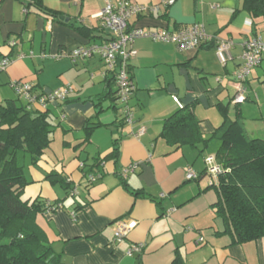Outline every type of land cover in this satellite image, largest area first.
<instances>
[{
	"label": "crops",
	"instance_id": "1",
	"mask_svg": "<svg viewBox=\"0 0 264 264\" xmlns=\"http://www.w3.org/2000/svg\"><path fill=\"white\" fill-rule=\"evenodd\" d=\"M36 1L58 16L46 15L34 4L25 13L26 5ZM132 1L159 10L132 18L130 28L174 32L200 25L208 42L188 52L148 38L133 43L136 56L130 60L129 71L136 86L130 100L135 124L129 126L118 107L116 84L105 76L98 56L77 63L57 58L111 37L97 18L104 0H0V55L14 59L0 73V105L8 101L25 104L11 86L14 81L28 82L37 93L66 87L75 90L66 102L51 104L46 110L58 127L36 165L29 156L25 159L29 184L22 200L62 206L37 221L63 264H173L177 257L183 264H264V238L234 244L232 236L225 234L216 208L219 194L210 185L205 163L207 157L217 156L222 144L214 136L223 124L219 105L228 107L232 121L239 119L246 140H264V58L244 84L246 101L233 103V74L242 64L244 41L259 36L264 42V16L255 19L244 10L245 0H176L171 7H165L164 0ZM220 40L233 42L226 65L216 53ZM174 97L183 106H194L200 131L210 140L206 147L175 148L162 138L165 121L180 110ZM142 126L144 136H131ZM86 128H95L87 141ZM115 148L117 159L111 158ZM84 161L101 162L104 172L88 188L81 172ZM132 165L137 168L122 179ZM190 168L198 180L186 179ZM51 173L65 176L78 195L66 197L62 188L47 179ZM129 220L137 221V228L117 243V223ZM201 236L203 244L198 243ZM139 244L144 245L142 254L128 256V250Z\"/></svg>",
	"mask_w": 264,
	"mask_h": 264
},
{
	"label": "trees",
	"instance_id": "2",
	"mask_svg": "<svg viewBox=\"0 0 264 264\" xmlns=\"http://www.w3.org/2000/svg\"><path fill=\"white\" fill-rule=\"evenodd\" d=\"M27 1V0H19ZM30 1V0H29ZM42 13L57 17L44 8L40 1L30 2ZM244 10L255 19L264 16V0H245ZM115 84V75H108ZM132 78V77H131ZM223 124L214 136H219L222 144L217 158L226 172L220 175L215 187L219 194L217 214L223 219L226 230L234 244H244L264 238V140H246L239 119L232 121L229 109L219 105ZM49 111L29 110L18 101H8L0 105V264H63L62 256L53 248L46 231L39 225L40 215L48 213V202L22 200L24 189L29 184L25 175V159L31 158L36 165L50 148L58 125ZM200 121L194 113V106H183L169 117L163 126L162 138L175 148L185 145L207 146L210 140L200 131ZM95 128H86L92 135ZM213 136V137H214ZM115 148L111 158H118ZM81 172L86 188L92 173L104 172L101 162L83 163ZM51 184L65 191L66 197L74 198L72 182L56 173L47 174ZM124 186L126 183L122 181ZM136 196L143 197L140 192ZM59 202L50 203L54 209ZM173 264H183L175 258Z\"/></svg>",
	"mask_w": 264,
	"mask_h": 264
},
{
	"label": "built area",
	"instance_id": "3",
	"mask_svg": "<svg viewBox=\"0 0 264 264\" xmlns=\"http://www.w3.org/2000/svg\"><path fill=\"white\" fill-rule=\"evenodd\" d=\"M80 0H75L78 3ZM105 7L97 18L102 22V28L111 33V37L102 44L83 45L72 52L58 56L57 58H69L73 63L79 60H88L95 55L98 56L105 67V76L115 75L116 82V98L119 110L123 115V121L126 125L133 126L135 124V112L130 106V100L136 90V86L130 76V60L136 56L133 50V43L140 38H148L154 41L174 44L180 52L195 51L204 46L208 42L204 28L200 25H194L188 28H182L174 32L166 29H157L155 31H146L143 29L130 28L129 22L134 17L150 16L158 12V6L139 5L132 0H104ZM176 0H164L165 7H171ZM26 13L27 10H24ZM249 25H252L249 22ZM14 46L15 43H10ZM233 45L232 41H216V53L223 65L229 60V51ZM244 50L241 57L242 64L240 68L234 72L233 81L236 85V94L233 98L235 105L242 104L246 101L244 84L249 80L252 71L261 65L264 58V42L259 36H249L244 41ZM45 58L46 56L43 55ZM14 59L0 55V73L6 72L13 64ZM222 83V80L218 81ZM12 88L29 110L46 111L49 105H55L66 102L74 95L73 87H66L62 90L48 91L37 93L34 87L26 81H14L11 83ZM174 102L183 108L178 97L173 98ZM146 133L145 127H140L137 132L132 133L134 138H141ZM206 173L211 178L210 185H215L220 175L225 174L226 170L222 164L218 163L217 156H209L205 160ZM83 167V164L81 168ZM137 165H132L122 173V179H126L130 172H134ZM101 173H92L88 177L89 184H95L102 179ZM187 180H198L199 176L193 169H188L186 174ZM78 195V189L72 191V196ZM48 214L62 208L58 205L55 209L47 204ZM73 219L76 215L72 214ZM138 226L135 220L120 221L117 223V231L115 233V241L122 243L129 234ZM204 237H200L198 243L203 244ZM144 245L132 246L127 255L132 257L135 254H142Z\"/></svg>",
	"mask_w": 264,
	"mask_h": 264
},
{
	"label": "bare ground",
	"instance_id": "4",
	"mask_svg": "<svg viewBox=\"0 0 264 264\" xmlns=\"http://www.w3.org/2000/svg\"><path fill=\"white\" fill-rule=\"evenodd\" d=\"M134 82V81H133Z\"/></svg>",
	"mask_w": 264,
	"mask_h": 264
},
{
	"label": "rangeland",
	"instance_id": "5",
	"mask_svg": "<svg viewBox=\"0 0 264 264\" xmlns=\"http://www.w3.org/2000/svg\"><path fill=\"white\" fill-rule=\"evenodd\" d=\"M60 141V140H59Z\"/></svg>",
	"mask_w": 264,
	"mask_h": 264
}]
</instances>
